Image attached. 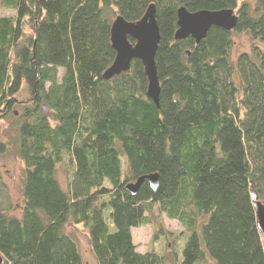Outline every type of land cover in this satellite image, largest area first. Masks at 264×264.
<instances>
[{
	"label": "trees",
	"instance_id": "1",
	"mask_svg": "<svg viewBox=\"0 0 264 264\" xmlns=\"http://www.w3.org/2000/svg\"><path fill=\"white\" fill-rule=\"evenodd\" d=\"M150 5L158 105L139 60L102 77L115 58L112 22H136ZM179 8L232 10L237 25L212 27L199 44L175 40ZM239 34L251 49L232 61ZM16 108L21 204L0 183L2 264H83L68 231L78 226L96 264H264L252 206V196L264 204V0H0V121ZM8 144L0 138V154ZM148 175L157 189L126 191ZM155 209L183 230L140 253L132 230ZM177 235L179 261L164 243Z\"/></svg>",
	"mask_w": 264,
	"mask_h": 264
},
{
	"label": "water",
	"instance_id": "2",
	"mask_svg": "<svg viewBox=\"0 0 264 264\" xmlns=\"http://www.w3.org/2000/svg\"><path fill=\"white\" fill-rule=\"evenodd\" d=\"M155 7H147L143 17L136 22H126L116 17L110 29V42L115 51V58L111 66L103 73V79L109 80L114 76L127 72L132 60H139L148 81L147 96L158 105L160 86L155 67V53L157 51L160 34L155 17ZM237 16L232 10L198 11L189 13L184 8L177 10V31L175 40L192 38L196 44L205 39L212 27L231 31L237 25ZM128 37L134 40L131 44ZM147 182L152 190L158 187V176L148 175L129 183L125 189L131 195H136L141 185ZM252 206L255 212L257 227L264 239V204L252 196ZM0 264L2 257L0 256Z\"/></svg>",
	"mask_w": 264,
	"mask_h": 264
},
{
	"label": "rangeland",
	"instance_id": "3",
	"mask_svg": "<svg viewBox=\"0 0 264 264\" xmlns=\"http://www.w3.org/2000/svg\"><path fill=\"white\" fill-rule=\"evenodd\" d=\"M250 2L252 0H249ZM2 15H9V12L2 11ZM251 41L244 34L233 36V48L231 53L232 61L242 52H250ZM27 98V92L23 89L19 94V100L24 102ZM16 112L15 118L7 116L6 119L0 121V138L8 144V149L4 154H0V183L5 187V192L10 200V203L16 209L21 204V179L23 174V163L19 159L16 146V131L12 126L16 118L19 116L20 110L14 109ZM56 178L63 189L67 188V178L58 168ZM150 224L141 226L132 230V240L138 252L143 253L153 248L158 247L156 241H159L164 233H179L183 228L176 222L168 220L165 216L160 215L157 209L150 216ZM161 226V228L159 227ZM68 231L75 238L78 250L83 264H96V260L91 252L88 241L87 232L81 226L70 228ZM157 236V238H155ZM177 244L175 245L170 238L165 248L168 253L177 252V260L181 259V252L186 235H177ZM162 243V242H161ZM178 245V246H177ZM163 248V247H162ZM209 264V263H206Z\"/></svg>",
	"mask_w": 264,
	"mask_h": 264
}]
</instances>
